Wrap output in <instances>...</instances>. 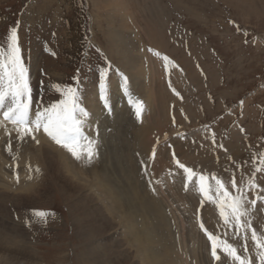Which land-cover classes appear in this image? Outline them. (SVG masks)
<instances>
[{"label": "rangeland", "instance_id": "1", "mask_svg": "<svg viewBox=\"0 0 264 264\" xmlns=\"http://www.w3.org/2000/svg\"><path fill=\"white\" fill-rule=\"evenodd\" d=\"M116 1L0 0V51L7 52L9 34L16 28L30 88V118L34 119L38 110L66 99L63 93L69 87L78 89V104L88 114L81 101V94L87 91L86 86L83 87L90 81L93 88L96 81L100 88L101 73L105 70L104 96L109 103L112 88L107 85L108 79L117 74L118 67L127 73L117 60V38H121V45H127L129 53L137 59V65L134 63L137 72L145 79L149 77L143 93L141 88H129L128 96L117 102L121 111L114 112L113 116L101 99L99 89L100 95H96L101 107L99 130L93 131L83 125V147H77V151L81 148L86 151L88 142L95 141L91 146L94 150L91 160L86 156L77 159L65 147L54 143L42 129L35 133L42 137L40 145L35 143L36 138L26 136L22 141L26 139L28 143L20 149L15 148L18 145L14 143L17 139L21 141L17 130H10L11 133L3 137L0 135L3 138L0 139V153L6 162L3 164L0 160L5 165L0 169V176L11 186H6L7 192L11 193L19 181L27 183L35 178L31 192L36 195V188L43 194L21 201L7 198L5 214L0 210V220L17 230V239L29 249V256L21 251L20 258L27 264L36 261L39 264H95L88 259L91 256L88 248L96 247L104 252L101 247L113 231L121 247L117 248L120 252L114 254L113 259H106L107 264H139L140 256L135 246H142L130 243L121 226V214L132 204L126 196L133 201L130 191L135 187L138 201L144 198L155 203L158 215L164 214L163 217L169 219L168 228L174 231L177 242L175 263L235 264L219 247L217 255L221 259L213 257L207 232L226 239L241 255L244 241L236 235L234 227L224 226L216 204L197 191V177L188 181L179 164L192 168L197 175L211 176L215 172L231 192L232 173L235 172L239 186L242 179L246 181L255 171L252 156L264 154V0ZM147 72L148 77L144 75ZM121 77L117 84L124 80ZM7 86L5 78V90ZM150 88L152 98L147 101L144 91ZM10 104L9 97L0 108V114ZM77 115L88 123L79 112ZM0 122V127L12 124L4 117ZM7 146L11 151L16 149L14 155ZM40 147L50 151L63 165L67 164L65 174L83 188L80 193H73L77 192L73 186L70 188L50 179ZM19 150L23 156L17 152ZM36 151L40 161L27 164L25 161L30 153L33 155ZM15 175L19 178L21 175L23 181L17 180ZM96 178L100 180L98 184ZM132 181L134 185L130 184ZM102 182L108 190L103 188L100 193L98 185ZM256 183L260 187L247 189L244 206L251 214L253 227L258 234L264 235V200L257 199V195L264 197L260 190L264 188V171L256 172ZM109 190L117 191L120 201L114 197L115 201ZM86 193L93 200H88ZM252 200H256L255 205L250 203ZM138 203L133 202L132 210L138 214L136 225L141 226L140 218L148 214ZM89 204L97 206L111 228L94 232L87 245L83 237L76 234L72 217L76 213L82 216L81 208L88 209ZM38 211L46 212L47 216L38 218ZM151 217H145V222H151ZM201 223H205L203 229ZM156 229L160 233V228ZM248 237V251L256 264L250 231Z\"/></svg>", "mask_w": 264, "mask_h": 264}, {"label": "bare ground", "instance_id": "2", "mask_svg": "<svg viewBox=\"0 0 264 264\" xmlns=\"http://www.w3.org/2000/svg\"><path fill=\"white\" fill-rule=\"evenodd\" d=\"M116 1V0H115ZM113 2V1H111ZM117 2V1H116ZM118 5H121L119 3H117ZM116 4V5H117ZM113 6V5H112ZM118 35V34H117ZM119 37V36H118ZM116 45H118V63L122 66V68L125 70H127V73L123 70H119V67L118 69H115V70H118V71H115V73H117L116 75H113V77L110 76V78L108 79V84L109 87H110V91H111V99L110 102L113 103L110 104L112 105H109L108 103V109H111V114L113 116L114 112L118 113V110H120L121 107H118L117 106V102H122L123 99L126 98V96H128V94L130 93V87H134L136 90H140V88L142 89V93H143V88H144V84L146 83V81H148L149 77H148V72L147 74L144 73V75H147L148 79L146 78L145 79V76L143 75H140L137 70H136V65H137V59L134 58V55H131L129 53V49L127 47V45H121V38H117L116 39ZM120 46H123L122 50L120 49ZM138 55V52L137 54ZM121 57V58H120ZM139 59V58H138ZM139 61V60H138ZM161 62V61H160ZM134 63L136 65H134ZM162 63V62H161ZM160 63V64H161ZM159 64V63H158ZM119 66V65H118ZM133 66V67H132ZM162 66V65H161ZM147 70V69H146ZM154 71V70H153ZM154 73H156L154 71ZM117 76V77H116ZM124 77L126 78V81L125 79L123 81H121L119 84H117L119 82V79L120 77ZM121 77V79H122ZM155 77V76H154ZM112 78V79H111ZM114 78V79H113ZM127 84V85H126ZM106 85V86H107ZM129 85V86H128ZM87 88V91L85 92V94L83 95V93L81 94V101L83 102V104H85V108L86 110H88V114L87 115H83L82 113H79V115H81L80 117L84 120L86 119L88 121V123L85 121L83 122V125H88V127H90L91 129L90 130H99V125L101 124V120L100 119V101H99V98L96 97V95L98 96V93L100 95V92H99V86L97 85L96 81H95V86L92 88V82H87L83 89ZM113 89V87H115ZM127 90H126V88ZM82 88V87H81ZM147 88V87H146ZM120 89L124 92H121ZM134 90V89H133ZM81 91V89H80ZM120 91V92H119ZM165 91V90H164ZM83 92V91H82ZM152 92L151 91V88L148 89V91H144V95L146 96V99L147 101H149L150 98H152ZM118 93V94H117ZM134 93V92H133ZM141 93V92H140ZM141 93V94H142ZM138 94V93H137ZM123 95V96H122ZM143 95V94H142ZM151 95V96H149ZM142 97V96H141ZM83 98V99H82ZM132 98V97H131ZM135 98V97H134ZM103 101V100H102ZM99 104V105H98ZM156 105V104H155ZM120 106H123L120 105ZM81 107V106H80ZM121 111V110H120ZM3 112V110H2ZM88 116V117H87ZM105 116V115H104ZM32 117V116H31ZM35 117V116H34ZM117 117V116H116ZM0 118H3V115L0 114ZM33 118V117H32ZM102 118V117H101ZM113 118V117H111ZM116 119V118H115ZM148 119V118H147ZM146 121V120H144ZM148 121V120H147ZM4 122V121H3ZM114 121H112L113 123ZM146 123V122H145ZM144 123V124H145ZM1 124V122H0ZM105 124V123H104ZM147 124V123H146ZM82 125V127H83ZM141 126V125H140ZM145 126V125H144ZM147 126V125H146ZM138 127V126H137ZM86 128V127H85ZM148 129V128H147ZM10 130H16V126H14L13 124L11 125H3L0 127V135L1 137H3L2 135H5L6 133H9ZM42 131V130H40ZM143 131V130H142ZM146 133V131H144ZM11 133V132H10ZM37 133V132H36ZM41 133V132H40ZM140 133V132H139ZM145 133L142 135H145ZM35 134V133H34ZM137 134V133H136ZM8 135V134H7ZM11 135V134H10ZM45 135V134H44ZM140 135V134H139ZM35 143L39 140V145L41 143V140H42V137H40V135H36L35 134ZM47 136V135H46ZM113 136V135H112ZM136 136V135H135ZM1 141L3 138H1ZM48 137V136H47ZM145 137V136H144ZM8 138V136H7ZM6 138V139H7ZM10 138V137H9ZM13 138V137H11ZM10 138V139H11ZM142 138V137H141ZM9 139V140H10ZM17 139V138H15ZM14 139V140H15ZM96 139V138H95ZM146 139V138H145ZM8 140V139H7ZM140 140V139H139ZM47 141V139L45 140ZM53 141V140H52ZM8 142V141H7ZM26 139H25V142H23L22 140L21 141H17L14 142L16 143L17 147L15 148H18L20 149L21 146H24L26 144ZM95 142V141H94ZM140 142V141H139ZM11 143V142H10ZM8 142V144H10ZM13 143V142H12ZM28 143V142H27ZM55 143V142H54ZM30 144V143H29ZM43 144V142H42ZM49 144V143H48ZM52 144V143H51ZM145 144V143H143ZM4 145V144H3ZM33 145V144H31ZM83 145V142L80 141V145L79 146H82ZM148 145V143H147ZM47 147H49L47 144L45 145ZM58 146V145H57ZM144 146V145H143ZM151 146V145H150ZM9 147V146H7ZM27 147V146H26ZM83 147V146H82ZM137 147V145H136ZM135 147V148H136ZM141 147V146H140ZM145 147V146H144ZM143 147V148H144ZM14 148V150L16 151V149ZM36 148V147H35ZM54 148V147H53ZM150 148V147H149ZM162 148V147H161ZM24 149V148H23ZM34 149V148H33ZM39 149H41V154L43 155V158L45 160V163L47 165V170L49 172V175H50V179L52 181H58V182H62L64 185H69L70 188L73 186L74 189H77V192H73V193H80V191L83 190V188H80L81 186L77 185L76 182H73L72 179L68 178L65 174V171L64 169L66 168L67 164H62L61 160L59 159H55L54 155L48 151L46 148H43V147H40ZM64 149V148H63ZM62 149V150H63ZM138 148H136V151H137ZM140 149V148H139ZM9 152H13L11 151V148L9 147ZM163 150V149H162ZM6 151V149H5ZM4 151V152H5ZM21 151H23L21 149ZM35 151V150H34ZM65 151V150H64ZM80 151V150H79ZM145 153H146V148L144 149ZM182 151V149H181ZM3 152V151H2ZM3 152V153H4ZM18 153L20 152L17 151ZM16 152V154H17ZM27 152V151H26ZM37 152V151H36ZM148 152V151H147ZM175 152V151H174ZM22 152H20L19 154H21ZM28 153V152H27ZM26 153V154H27ZM40 153V152H39ZM6 154V153H4ZM14 155V152L12 153ZM19 154H17L19 156ZM29 154V153H28ZM138 154V153H137ZM141 154V153H140ZM147 154V153H146ZM163 154V153H162ZM23 156V153L21 154ZM41 155V157H42ZM142 155V154H141ZM193 155V153H192ZM17 156V157H18ZM29 156V155H28ZM65 156V155H64ZM136 156V155H135ZM163 156V155H162ZM164 157V156H163ZM168 157V156H167ZM10 158V157H9ZM16 158V156H15ZM130 158V157H129ZM197 158V157H196ZM40 157L38 156V152L37 153H34L32 155V153H30V156L28 157V161H25L27 162V164H30V165H34L37 162V160L40 161ZM0 160H2V163L5 164L6 162L4 161V157L2 156V153H0ZM18 160H19V157H18ZM63 160V159H62ZM21 161V160H20ZM94 161V160H93ZM136 161V160H135ZM152 161V160H151ZM18 162V161H16ZM132 162V161H131ZM10 163V162H9ZM41 163V162H39ZM134 163V161H133ZM132 163V164H133ZM151 163V162H150ZM3 164L0 163V169L1 167H5V165L3 166ZM11 164V163H10ZM21 164V163H20ZM128 164V163H127ZM39 164H37L38 166ZM140 165V164H139ZM150 165V164H149ZM7 166L10 168V165L7 164ZM36 166V165H35ZM42 166V165H41ZM43 166H44V163H43ZM173 166V165H172ZM12 167V166H11ZM20 167V166H19ZM26 167V166H25ZM144 167V166H143ZM40 168V167H39ZM38 168V169H39ZM14 168H11L10 170H12ZM21 169V168H20ZM139 169V168H138ZM200 169V168H199ZM7 170V169H6ZM29 170V169H28ZM32 170V169H31ZM65 170H68V169H65ZM42 171V170H41ZM40 171V172H41ZM148 171V170H147ZM208 171V170H207ZM7 172V171H6ZM12 172V171H11ZM27 172V171H25ZM43 172V171H42ZM145 172V171H143ZM218 172V171H217ZM28 173V172H27ZM138 173V171L136 172ZM215 173V172H214ZM20 174V173H18ZM43 174V173H42ZM47 174V173H46ZM34 175V174H33ZM41 174H39L40 176ZM179 175V174H178ZM184 175V174H183ZM2 176V175H1ZM1 176H0V210H2V212L5 214V201L7 200V198H15L17 201H21V199H30L31 197H36V196H40L42 197L43 194L40 193V190L38 192V189L35 188L37 194L34 195L35 192H31V188H34L32 186H34V182H35V178H30L31 180H27L28 182L27 183H21L19 181L18 184H16V187L13 188V191L11 193L7 192V190L5 189L6 186L7 188H10L11 186L9 185H6L4 183V181L1 179ZM3 176H5L3 174ZM10 176V174H9ZM12 176V175H11ZM28 176V175H27ZM37 176V177H39ZM42 176V175H41ZM151 176V175H150ZM7 177V176H6ZM15 177L17 178V180L21 179V175H20V178H19V175ZM44 178V176H42ZM47 177V176H46ZM137 177V176H136ZM9 178V177H8ZM15 178V179H16ZM28 178V177H27ZM45 179V178H44ZM97 180V184L100 182V180L98 178H96ZM11 180L8 179V181ZM15 180V181H17ZM23 181V179H21ZM14 181V180H13ZM18 182V181H17ZM25 182V181H24ZM38 182V181H37ZM135 182V181H134ZM14 183V182H13ZM137 183V181H136ZM12 184V182H11ZM132 185L133 184V181L130 183ZM136 185V184H135ZM160 185V184H159ZM15 186V185H14ZM63 186V185H62ZM111 186V185H110ZM137 188L139 186H136ZM39 188V186H38ZM41 188V187H40ZM39 188V189H40ZM107 189L108 188L106 186H104L103 182L100 183L98 185V191L101 193L104 191V189ZM90 189V188H89ZM112 190V188H111ZM115 190V189H114ZM134 190V191H133ZM133 190H131V194H130V197H133L132 199H134L133 201L130 200V198L128 197V195L126 196V199L127 201H129V203L131 204V208L130 209H126L121 215L122 216V228L125 229V233L126 234V239L129 240L130 243L132 242H135V243H138L140 246L142 247H138V246H135L136 250L135 252H137L139 254V264H177L175 263V258L177 256V253L178 251L176 250L175 251V248H176V240H175V236H173V233L174 231H170V229L168 228V217L166 220L163 214V216L161 217L159 214V209H158V206L155 205V203L153 202H150V201H146V200H143V199H139V201L137 200L138 198V195L135 194V187H133ZM34 191V190H33ZM176 191V190H175ZM179 191V190H178ZM97 192V191H95ZM117 192V191H116ZM116 192H110L109 190V193L114 197H116L117 200L120 201L121 197L118 193ZM28 193V194H27ZM137 193V192H136ZM98 194V192H97ZM108 194V193H107ZM126 194V192H125ZM128 194V193H127ZM85 195V194H84ZM110 195V196H111ZM117 195V196H116ZM99 196V194H98ZM142 196V195H141ZM182 196V195H181ZM198 196V195H197ZM76 197V196H75ZM85 197L88 199V200H93V198H90V196L88 195V193H86ZM83 196L80 197V199H82ZM43 199V198H41ZM108 199V198H107ZM112 199V198H111ZM115 199V198H114ZM115 199V201H116ZM105 201V200H104ZM103 201V203H104ZM126 201V202H127ZM11 202V201H10ZM36 202V201H34ZM106 202V201H105ZM133 202H139L140 205L142 207H144V210L145 212L148 214L146 216H144L143 218H140L141 221H140V225L141 226H137L136 225V219L138 217V214H134V211L132 210V208L134 207L133 205ZM7 203V202H6ZM138 203V204H139ZM136 204V203H134ZM214 204V203H213ZM122 206V204H121ZM163 206V205H162ZM137 207V206H136ZM90 208V209H89ZM89 208H85V207H82L81 209L83 210V214L82 216H79L78 213L75 214L74 217H72V225L74 226V230L76 232V234L78 236H81L83 237V240L85 241V244H89L91 242V239L93 238V233L94 232H99L101 229H109L111 228L110 224L107 223V220L104 218V216L99 212L97 206H90L89 204ZM120 209V207H118ZM193 209V208H192ZM112 208L109 210L111 211ZM140 210V209H139ZM157 213V214H156ZM101 214V215H100ZM151 214L153 216V218L149 215ZM216 214V213H215ZM7 215V213H6ZM140 215V214H139ZM151 217V222H148L147 220V223L145 222V217L147 218H150ZM167 216V215H166ZM30 217H33L34 216H30ZM141 217V216H140ZM211 217V216H209ZM2 218V217H1ZM39 218V217H38ZM184 219V218H183ZM211 219V218H210ZM4 220V219H3ZM106 220V221H105ZM192 220V218H191ZM9 222V221H8ZM7 223V222H6ZM149 223V224H148ZM218 224V222H216ZM13 224V223H12ZM185 224V223H184ZM183 224V225H184ZM205 224V223H204ZM213 224V223H212ZM170 225V224H169ZM211 225V224H210ZM16 226V225H15ZM193 226V225H191ZM226 226V225H224ZM156 227L160 228V233H157V229ZM182 229V228H181ZM218 229V228H217ZM172 230V229H171ZM219 230V229H218ZM225 230V229H224ZM189 231V229H188ZM197 232V231H196ZM219 232V231H218ZM114 233L115 231H113L110 236H106V240L105 242L103 243L102 245V249L101 250H104V252H101L98 248L96 247H92V248H88V254H91L90 258H88L89 260L93 261L95 264H107V258L108 259H113V256L115 254H118L120 251V249L118 250L117 248L121 247L119 244H118V241L119 240H116V238L114 237ZM117 233V232H116ZM179 233V232H178ZM190 233V232H189ZM193 233V232H192ZM196 234V233H195ZM192 235V234H191ZM215 235V234H214ZM19 236L17 230L15 231L13 228L10 229V227H7V225L5 223H3L2 220H0V264H27L23 261H20V258H21V251L24 253V256H29V249L26 247L25 244L21 243V241L19 239H17ZM195 236V235H194ZM200 236V235H199ZM203 236V235H202ZM118 239V238H117ZM104 241V240H103ZM232 241V240H231ZM115 242V243H114ZM197 242V241H196ZM195 242V243H196ZM230 242V241H229ZM110 243H114L115 245L113 247H109L110 246ZM128 244V242H126ZM242 243V242H241ZM249 243V242H248ZM157 244H160L159 247H156ZM237 244V243H236ZM130 245V244H128ZM199 246V245H198ZM177 249V248H176ZM183 249V248H182ZM196 249V248H194ZM140 250V252L138 251ZM205 251V250H204ZM197 252V251H195ZM185 253V252H184ZM120 256V255H119ZM184 256V254L182 255ZM178 257V256H177ZM210 257V256H209ZM223 258V257H222ZM35 259H37L35 257ZM181 259V258H180ZM208 260V259H207ZM210 260V259H209ZM36 261V260H35ZM182 261V260H181ZM87 262V261H86ZM143 262V263H142ZM84 263V262H83ZM82 263V264H83ZM90 263V262H89ZM183 262H181L182 264ZM33 264H39V261H36L35 263Z\"/></svg>", "mask_w": 264, "mask_h": 264}, {"label": "snow or ice", "instance_id": "3", "mask_svg": "<svg viewBox=\"0 0 264 264\" xmlns=\"http://www.w3.org/2000/svg\"><path fill=\"white\" fill-rule=\"evenodd\" d=\"M8 39L7 52L0 51V57H2L0 59V108L4 107L9 97L11 98V104L2 113L4 119L16 126L18 138L21 140L26 136H31L32 139H35L34 133L42 129L56 144L65 147L77 159L86 156L87 159L91 160L94 155V150L91 147L94 145V141L88 142L86 151L83 148H81V151H77L82 139L83 125V121L77 113L87 115L85 109L78 104V89L67 88L63 93L66 99H62L42 111L38 110L35 113V118H30V88L27 81V69L23 66L20 56L19 38L16 28L11 30ZM165 59L167 58L165 57ZM106 71L101 73L100 88L101 99L105 100V106L108 107L107 99L104 96ZM5 78H7L8 84L6 90L3 87ZM124 79L126 81V78ZM139 115L140 112L137 110V116ZM177 163L179 164V161ZM252 164L255 167V171L246 181L242 179L239 186L237 185L235 172L232 173V178L229 181L231 192L225 181L217 177L215 173L211 174V176L197 175L192 168L179 164V167L187 174L188 181H191L193 177H197V191L202 197L216 204L224 225L234 227L236 235L244 241L242 245L243 254L241 255L236 246L228 243L226 239L214 236L213 233L207 232L205 229L208 239L212 242V255L217 260L221 259L217 255V248L219 247L235 264H253L247 246L248 233L250 231V238L254 244L256 264H264V235L258 234L257 229L253 227L251 214L244 206L247 199V189L260 187L256 183V172L264 171V154H259V156L254 154L252 156ZM36 170L39 171V169ZM260 190L264 192V188ZM257 199L264 200V197L257 195ZM250 203L255 205L256 200H252ZM36 215L43 219L47 216V213L38 211ZM200 227L203 229L204 224L201 223Z\"/></svg>", "mask_w": 264, "mask_h": 264}]
</instances>
